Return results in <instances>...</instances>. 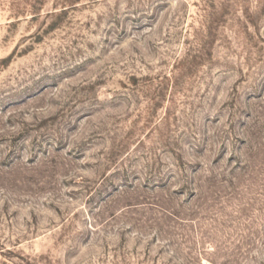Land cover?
<instances>
[{"label": "rangeland", "instance_id": "374dc122", "mask_svg": "<svg viewBox=\"0 0 264 264\" xmlns=\"http://www.w3.org/2000/svg\"><path fill=\"white\" fill-rule=\"evenodd\" d=\"M0 264H264V0H0Z\"/></svg>", "mask_w": 264, "mask_h": 264}]
</instances>
